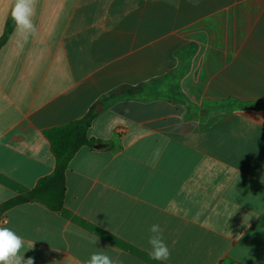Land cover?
<instances>
[{
	"label": "crops",
	"instance_id": "obj_1",
	"mask_svg": "<svg viewBox=\"0 0 264 264\" xmlns=\"http://www.w3.org/2000/svg\"><path fill=\"white\" fill-rule=\"evenodd\" d=\"M13 4L0 0V38ZM33 22L0 48V207L53 173L46 130L93 110L95 143L68 162L60 211L0 214L21 254L264 264V0H37Z\"/></svg>",
	"mask_w": 264,
	"mask_h": 264
},
{
	"label": "trees",
	"instance_id": "obj_2",
	"mask_svg": "<svg viewBox=\"0 0 264 264\" xmlns=\"http://www.w3.org/2000/svg\"><path fill=\"white\" fill-rule=\"evenodd\" d=\"M15 25L10 14L7 26L5 27L6 31L3 37L0 38V48ZM95 115V112L92 110L80 120L45 131V136L50 143L52 153L56 160L53 173L42 178L27 195L17 196L4 203L0 207V214L16 205L31 201L44 203L54 211H60L62 209L66 191L65 172L69 164L68 162H70L81 147L94 146L95 140L88 137V129ZM221 264L234 263L222 262Z\"/></svg>",
	"mask_w": 264,
	"mask_h": 264
},
{
	"label": "clouds",
	"instance_id": "obj_3",
	"mask_svg": "<svg viewBox=\"0 0 264 264\" xmlns=\"http://www.w3.org/2000/svg\"><path fill=\"white\" fill-rule=\"evenodd\" d=\"M36 3L37 0H14L11 8V16L17 26V31L25 37L35 34L37 30V26L33 22ZM160 153L161 149L157 148L154 151V158L158 159ZM149 233L148 245L151 248L152 258L165 261L170 259L171 252L164 242L163 230L160 225H151ZM94 242L97 243V241ZM23 247L24 240L21 236L10 228L0 226V264H34L32 257L25 258L24 254H21ZM112 251L119 256L117 249L113 248ZM85 264H122V262L104 252H93Z\"/></svg>",
	"mask_w": 264,
	"mask_h": 264
}]
</instances>
